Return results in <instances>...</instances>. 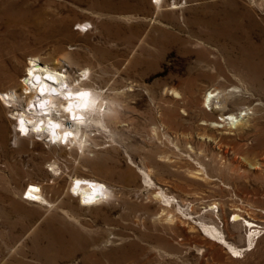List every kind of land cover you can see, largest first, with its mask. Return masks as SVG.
<instances>
[{"label": "rangeland", "instance_id": "rangeland-1", "mask_svg": "<svg viewBox=\"0 0 264 264\" xmlns=\"http://www.w3.org/2000/svg\"><path fill=\"white\" fill-rule=\"evenodd\" d=\"M153 1L0 0V49L7 32L23 71L36 57L68 72L69 83L101 96L120 122L83 128L80 138L93 131L84 153L67 142L20 138L14 118L26 106L25 72L0 87V264H146V255L149 264H264V149L254 131L245 140L226 135L253 152L245 162L200 135L211 91L226 105L215 120L246 111L253 123L264 118V79L248 80L243 65L229 64L228 54L237 57L230 41H207L220 31L239 34L235 47L264 55V0H163L160 9ZM84 69L90 80L80 79ZM10 92L16 104L7 107L2 94ZM55 114L73 129L68 116ZM186 163L211 179L193 176ZM76 177L104 183L111 198L85 208L69 191ZM31 185L41 188L40 202L23 200ZM156 192L167 197L157 200ZM167 205L177 218L178 255H164L156 242L169 231L159 219ZM136 243L139 258L124 262Z\"/></svg>", "mask_w": 264, "mask_h": 264}, {"label": "bare ground", "instance_id": "bare-ground-1", "mask_svg": "<svg viewBox=\"0 0 264 264\" xmlns=\"http://www.w3.org/2000/svg\"><path fill=\"white\" fill-rule=\"evenodd\" d=\"M154 3L158 6V9H160L163 0H158ZM173 9H176V7ZM4 19L6 20V25L13 20L12 16L7 13ZM80 26L84 27L85 32L89 29H87L89 26L88 23L80 24ZM238 35L220 31L211 37H208L207 41L210 44L224 40L230 41L232 44L231 47L237 49V57L234 60L231 55L228 54L227 57L229 58V64L233 67H236L238 64L243 65L245 68L243 77L253 82H259L261 79H264V55L251 47H235L234 43L240 38ZM5 41V49H0V87L8 83L17 84L18 77L25 72L24 79L22 78L23 80L20 83V86L23 95H25L26 106L18 111L14 118L16 121V132L20 138L36 137L38 141H43L45 143H47L46 139H50L57 144L67 142L66 144L70 143L71 146L78 145L79 149L84 153L85 145L92 139L93 131L90 134L85 132L86 134L84 137L80 138L83 133V128L91 131V123L94 122L97 125H102L103 118L111 119L115 125H119V118L116 115L113 116L107 112V107L105 106L106 100L97 95L96 91V94L94 95L87 87H83L82 83L76 85L77 88L75 85L69 83L68 78H70V75H68V72L60 71L49 65H40V60L36 57L30 59L29 63L26 65L25 71H23L21 68L22 54H20V49L17 45L7 44V32ZM0 44L3 46L2 42ZM81 78H88L90 80V70H82L80 79ZM260 92L264 97V88H261ZM15 96V92H10L5 95L2 94L5 106L10 107L15 105ZM175 96L178 97V99L180 98L178 93H176ZM203 104L205 108H211L212 113H204L205 116L202 124L204 128L201 129L203 132L200 134L202 137L217 143L220 149L222 147L231 148L233 154L236 157L242 156L245 162L253 152L244 151L242 144L236 140L237 137L239 140H245L246 136L254 131L257 135L255 141L258 142V146L261 149H264L263 117H261L260 120H257V123H253L256 119L251 122L250 117H247L250 113L246 111L240 112L239 115H221L219 120H215L214 117L216 113L226 108V105L219 103V92L216 90L206 93ZM56 112H63L62 116H64V114L66 117L68 116L67 118L74 122V127L72 126L73 129L65 128L62 120L54 117ZM220 129H224V131H220ZM233 131H236L235 134H237V137H226V135H235ZM210 132L211 134H209ZM217 132L220 133L217 134ZM204 145L205 144H203V146ZM168 154L172 155L174 153L169 152ZM166 160L168 163H172L170 156H166ZM186 165L189 166V169L191 170L189 173L193 176L198 177L202 174L206 176V173L203 172V170L195 169L190 163H186ZM255 165L258 166L259 164L255 163ZM50 171L54 173L57 172L53 166ZM206 177L207 179H211L208 176ZM69 191L71 194L79 196L80 203H84L85 208L99 206V204H103L111 198V193L108 191V188L104 183L88 178L76 177L72 179ZM26 192H28V196L31 199H34L35 202L41 201L42 192L40 187L31 185L24 194ZM164 197H167V195L157 192L154 196L155 199L160 201H163ZM167 207L170 208L164 209L159 219L165 218V221L169 224V231L166 234L163 233L162 235H158L156 237V242L164 255H169L170 253L178 255L180 253V248L174 243V239L180 233L177 228L178 226L176 225L177 218L171 213L172 211L170 209H172V205H167ZM214 208H217V205L213 203L210 206V210H213ZM233 217L235 222L243 220L238 214H234ZM247 223L252 225L250 222ZM185 225L189 227L190 234L197 232L196 229L189 224L186 223ZM206 228H208L213 234H216L217 232L215 228ZM219 240H221V244L228 245L224 239ZM130 248V250L135 249V252L131 253L128 251L126 255L122 257L124 262H134L140 256L136 254V251H141V248L137 243ZM229 248L236 253V251L230 246ZM146 257L149 259L150 255H146ZM148 259L146 260V264H149Z\"/></svg>", "mask_w": 264, "mask_h": 264}, {"label": "built area", "instance_id": "built-area-1", "mask_svg": "<svg viewBox=\"0 0 264 264\" xmlns=\"http://www.w3.org/2000/svg\"><path fill=\"white\" fill-rule=\"evenodd\" d=\"M156 0H154L153 2H155ZM84 31V30H83ZM85 32V31H84ZM78 197V196H76ZM23 200L26 201V202H30V203H35V200L34 199H31L29 196H28V192H26L24 195H23Z\"/></svg>", "mask_w": 264, "mask_h": 264}]
</instances>
